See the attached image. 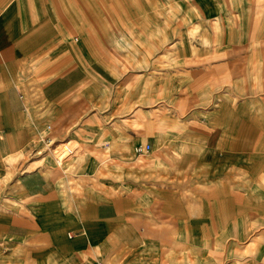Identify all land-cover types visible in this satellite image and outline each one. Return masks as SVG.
Wrapping results in <instances>:
<instances>
[{
  "label": "crops",
  "instance_id": "crops-1",
  "mask_svg": "<svg viewBox=\"0 0 264 264\" xmlns=\"http://www.w3.org/2000/svg\"><path fill=\"white\" fill-rule=\"evenodd\" d=\"M0 264H264V0H0Z\"/></svg>",
  "mask_w": 264,
  "mask_h": 264
},
{
  "label": "rangeland",
  "instance_id": "rangeland-1",
  "mask_svg": "<svg viewBox=\"0 0 264 264\" xmlns=\"http://www.w3.org/2000/svg\"><path fill=\"white\" fill-rule=\"evenodd\" d=\"M129 29H134V26L130 23H128ZM108 38V44H111L112 46V61L110 66L112 67V74H113V80H112V104L113 108H115L116 105L120 103L119 96L121 94H124L125 90L127 92L133 91L136 89V80L135 78H142L147 75H160V76H170V72L174 71L168 68H159L158 66L155 67H146V68H137L136 67V60H137V47L141 46L143 44H150L152 42V37L150 35L148 36H137V32H111V37ZM97 39L100 40V44H102L104 41V37H97ZM148 41V42H147ZM159 42L156 41V44ZM152 44V43H151ZM167 44L169 43H159L160 51L162 49H165L167 47ZM103 55V54H102ZM140 55V53H139ZM152 55V54H150ZM153 55H157V53H153ZM148 85V84H147ZM146 85V86H147ZM161 88L162 90L159 92H164L169 87L168 84H164ZM129 95V94H128ZM134 104L132 101H129L126 108L131 110L134 108ZM68 140H61L57 142L56 144V150L60 149L62 146L59 147L60 143H64ZM64 144L65 146H74L76 143H69ZM52 145L51 148L53 150L54 146ZM50 148V149H51ZM109 151V150H108ZM70 154L69 156H71Z\"/></svg>",
  "mask_w": 264,
  "mask_h": 264
},
{
  "label": "built area",
  "instance_id": "built-area-1",
  "mask_svg": "<svg viewBox=\"0 0 264 264\" xmlns=\"http://www.w3.org/2000/svg\"><path fill=\"white\" fill-rule=\"evenodd\" d=\"M64 144L67 143H62L60 146H62L60 149L56 150L55 148L53 149V153L55 155L56 160H61L65 156H69L70 154H73L74 148L71 146H65ZM58 146V145H57ZM150 148V145L145 144V145H137L134 147V152L135 154H143L147 152Z\"/></svg>",
  "mask_w": 264,
  "mask_h": 264
},
{
  "label": "bare ground",
  "instance_id": "bare-ground-1",
  "mask_svg": "<svg viewBox=\"0 0 264 264\" xmlns=\"http://www.w3.org/2000/svg\"><path fill=\"white\" fill-rule=\"evenodd\" d=\"M65 143V142H64ZM61 144V143H60ZM59 147H60V145H59ZM56 148V147H55Z\"/></svg>",
  "mask_w": 264,
  "mask_h": 264
}]
</instances>
